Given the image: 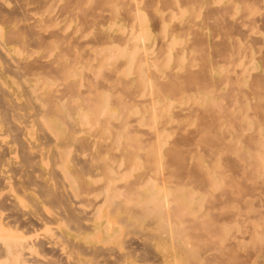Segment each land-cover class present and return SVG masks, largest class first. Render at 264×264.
I'll return each mask as SVG.
<instances>
[{
    "label": "bare ground",
    "instance_id": "1",
    "mask_svg": "<svg viewBox=\"0 0 264 264\" xmlns=\"http://www.w3.org/2000/svg\"><path fill=\"white\" fill-rule=\"evenodd\" d=\"M18 1H19V3L24 5V3H22V1H20V0H18ZM69 1H72V0H69ZM75 1H72V2L67 3V4L70 6L73 3L71 6L74 7V5H76L79 1H80L79 3H81V1H83V0H79V1L77 0L78 2H75ZM100 1H103V0H100ZM108 1H112V0H108ZM181 1H180V5H183L184 3H182ZM190 1L193 2V0H190ZM190 1H187V3L189 4ZM96 2H98V1H96ZM169 2H171V1H169ZM169 2L167 3V1H166V3L168 5H169ZM183 2H185V1H183ZM254 2H256V0ZM260 2H262V0ZM43 3H45V1ZM205 3H206L205 0H201L195 6L199 5V7H203V5ZM258 3H259V0H258ZM21 4H19V5L21 6ZM98 4L99 3H97V6H98ZM122 5H124V4H122ZM149 5H151V3ZM251 5H253L252 2H251ZM54 6H55V4H54ZM92 6L94 7V3ZM169 6L172 7L171 3ZM206 6H208V8H209L212 5H206ZM227 6H225V8ZM257 6H258V8H260L263 5L261 3V6H260V3H259ZM65 7H67V6H65ZM146 7H147V5H145V8ZM219 7L223 8V5L219 6ZM219 7H217V9H216V7L213 6L212 8H209L208 10H212L213 8H215L216 11L214 9L213 10L215 13H217L218 12L217 10L219 9ZM229 7H231V6H228L227 8H229ZM14 8H16V7H14ZM61 8H62V6H61ZM74 8L76 9V6ZM74 8L72 9V11L74 10ZM78 8H79V6H78ZM83 8H85V7H83ZM172 8L177 11V9L175 7H172ZM205 8L206 7H204V9ZM225 8H223V11ZM65 9H67V8H65ZM231 9H230V11H229V9H227L228 11L226 10V12L231 13ZM11 10L12 9H10V11L7 10L10 12V16H11V12L16 14V12L18 11L17 10L16 12H14L15 9H14V11H11ZM58 10H61V9L59 8ZM63 10H64V8H63ZM69 10H71V9H69ZM79 10H81V8L78 9V11H77L78 13L80 12ZM149 10L152 11V9H149ZM208 10H207V12H208ZM213 10L210 11L209 13H206V14L203 11V13H204L203 16H206L207 14H209L208 15L209 18H210V16H211V18L213 16V19L210 18L212 20V22L215 20V22H213V24L211 23V21L208 20V24L210 22V24H209L210 26H211V24L216 26V21H217V23L221 22L219 16L216 15L217 19L219 20L218 21V20H216V17L214 15H212V13H214ZM75 11L73 12V14L76 13ZM85 11H86V8L83 9L84 14L86 13ZM151 11L149 12L150 14H151ZM242 11H243V9H242ZM3 12H6L5 11V5L0 0V13L3 14V15H1V14L0 15L2 17L4 16ZM9 12H6V13H9ZM246 12H248V11L246 10ZM246 12H244V13H246ZM6 13H5V15H7ZM60 13H62V11H60ZM89 13H90L89 15H91L93 13H96V11L95 12H89ZM219 13H221V12H219ZM229 13H226V14L229 16ZM63 14L64 13H62V15ZM69 14H71V13H69ZM87 14H88V12H87ZM222 14L223 13H221V15ZM191 15L192 14H189L188 16H191ZM225 15H223V16H225ZM242 15H245V14H241V16H240L241 18L244 17ZM1 16H0V20H1ZM7 16H9V15H7ZM78 16H80L81 20L83 19L82 18L83 17L82 12L79 13ZM91 16L94 17V16H97V14L91 15ZM226 16L224 17L225 19L223 18L221 20L224 21L225 23H227L226 25H228V27L237 28L239 33H240V31L243 32L244 28L241 27L242 23L240 24V22L245 21V20L242 19L239 22V24H240L239 25L237 23V20L239 18L237 20H234L233 18L226 17ZM85 17H86V15H85ZM208 17H206V18H208ZM5 19L10 20L9 17L5 18ZM31 19H32V17H31ZM53 19H51V20H53ZM204 19H205V17H204ZM253 19H255V18L253 17ZM12 20L13 19H11V21ZM45 20L48 21V18ZM249 20H250V18H249ZM257 20H259L258 16H257ZM59 21L57 23H59ZM246 21L249 22L248 19ZM30 23H29V27L31 26ZM35 23L33 22L34 25H36ZM175 23H177V22H175ZM194 23L195 22L193 21V24ZM204 23L206 25V22H204ZM252 23H255V22H252ZM39 24H42V22L41 23L39 22L38 25ZM44 24H45V22H44ZM197 24H198V22H197ZM23 25L22 26L19 25L20 27H22V31H23V28H25V27H23ZM194 25H192V26H194ZM224 25L225 24H223V25L220 24V26L219 25L218 26L220 28H222V26H224ZM182 26H185V25L182 24ZM263 26L261 27L262 29H264ZM185 27H184V30H185ZM212 27H211V30L213 29ZM255 27H256V24H255ZM62 28L60 27V29H62ZM173 28H175V27H173ZM178 28H180V27H178ZM54 29H53V31H55ZM213 30H212V32H213ZM218 30H220V29L218 28ZM222 30H220V31L223 34L224 32ZM27 31L29 32V30H27ZM58 31H61V30H59V28H58ZM234 31H235V29H234ZM182 32H183V30L181 31L180 34H182ZM242 32L240 33V35H247L248 34V32H246V31H244V32H246V34L244 32L242 34ZM37 33H39V32H37ZM226 33H228V31ZM216 34L214 33L213 36ZM47 35L48 34H46V36ZM63 35L64 34H62V36ZM192 35L194 36V37L192 36V39H195L194 42L196 40L202 41L206 37V36H203L204 37L203 38L202 36H200L198 34V30H194V28H192ZM235 35H233V37ZM6 36H7V34H6ZM16 36H17V32L15 31V29L10 28L8 31V37L13 39V40H16L15 39ZM29 36H30V33H29ZM43 36L44 35L39 36L40 37L39 39L42 40ZM49 36H51V35H49ZM221 36L224 37V34ZM225 36H226V34H225ZM244 37H246V36H244ZM258 38H260V37H258ZM34 39L36 40V38H34ZM26 40H29V39L27 38ZM41 40H38V41L41 42ZM221 40H223V39H221ZM221 40H220V42H221ZM259 40H261V38ZM45 41H46V39H45ZM58 41H61V40H58ZM77 41H78V39H76L75 42H77ZM198 41H196V42H198ZM218 41L216 40V42H218ZM27 42H30V41H27ZM212 42L214 44V41H211L210 45L212 48L213 47L215 48V45H212ZM222 43H226L225 38L222 41ZM227 43H229V42H227ZM234 43H235V38H234ZM255 43H257V42H255ZM97 44H99V42ZM143 44L145 46V44H147V43L144 42ZM193 44H196V43H193ZM203 44H201L200 46L203 47ZM19 45H20V43H19ZM30 45H33V44L31 43ZM79 45H81V44H79ZM151 45H152V43H150L148 46H146V48L150 47ZM184 45H185V43H184ZM198 45H196L197 48H198ZM218 45L222 49V46H220V44H218ZM224 45H226V44H224ZM224 45H223V49L226 47V46L224 47ZM235 45H236V43H235ZM207 46H208V44H207ZM207 46H204L203 48L206 47L208 49ZM45 47H47V46H45ZM189 47L190 46H188V48ZM196 47L194 49H196ZM234 47H236V46H234ZM248 47H249V45H248ZM53 48H51V49H53ZM143 49H145V47H143ZM207 49H204L205 53L207 52ZM226 49L231 50V48L230 47L228 48V46L226 47ZM226 49H224V50L228 51ZM8 50H9V48L7 46H5L3 44V42L0 40V58L3 59V61H4L5 69L8 72H10L14 77H16V78L10 79L11 83L16 84L15 87H12V84H10L8 87L0 86V102H1L0 103V107H1V111H0V264H254V263L249 262L250 257L254 254L252 249H251L252 255L249 253H243L239 249H237V247L235 246L236 244H234L235 242L230 241V239L228 238V241H227L228 243L227 242L224 243V242H222V239H223V236L225 235L224 234V223H225L224 221L231 222V220H227L229 218H233V217L235 218V216H238L236 218H238V219L244 218L243 221L246 219L252 218V221H253V219H255V221L258 222V225L264 224V206H262L264 204L262 203V205H261L259 203V201L254 202V200H252V199H256L255 198L256 196L257 197L261 196L260 194L262 192H264V186H263L264 184L260 183L261 181H258V183L254 182L251 179L250 180L253 181L254 183L249 184L247 182V177L249 175V171H251V169H252V171H254V169H255L254 167H257L256 170L259 172L260 176H264V157L257 155L256 156L257 158L253 159V160H249V159L243 160L239 157L240 158L239 163H237V161H236V164H238L237 168L239 170H237V169L236 170L239 171L240 174L238 173V175H240V177H237L238 176L237 172L235 173L236 170H234L233 174H236L237 176H233L234 178H232V176H231L232 179L228 178L227 177L228 174L226 175V177L229 179L228 182L232 184V186L230 184L231 190L225 189V188L219 189L216 187H212V182L207 177L208 173L206 171H204V169L200 166V164H199L200 161L198 163L197 162L198 160L197 161L195 160L196 155L193 157V154L191 153L192 150L196 151V149H197V148H195L196 145L194 144L195 147H193L192 146L193 144L191 141L189 143L192 144L191 146L195 149L186 148L187 146H185V144L187 145L188 141L191 139L190 136H193L194 134L196 136V134H198L197 130H194L195 128H192L193 131L190 130L191 132H189V131H186L187 133L182 132V131L178 132L176 130L175 126H177V128H179V129L182 127H178V125L175 124L171 128H175L174 130H176L178 133L176 134L174 139L171 140L170 145L165 146L164 148H161V147L155 148L156 151H158V150L164 151V156L160 155V154H154L152 156H143L139 152H138L139 153V156H138L135 154H133V155L129 154L127 152L128 154L126 153L125 156L121 158L120 162L118 164H116V166H114V164L111 163V156H112V154H111V131H112V134L114 136V133H113L114 130L111 129V124L113 121L106 119L104 117L100 118L96 115V106H95L96 100L92 99V97L90 95H83L82 100L85 103V107L81 106L80 104H77L76 102H74L72 100H69L70 97L67 96V94L65 93V92H68V90L64 91V86L66 87L65 89H69V91H70L69 93L76 91L77 90L76 87H78L77 82L75 80H71L69 82H64L62 89L54 87V88H48V89H42V90H39L40 85L36 86L34 83H31L29 81L30 82L29 85L24 84V86H23L24 89L26 90V97H25V94H24V97L27 99V101L23 102V103L17 101L15 94L18 93L17 92L18 82H20V81L23 82L22 75L18 71V65L20 64L24 69H27L28 71L29 70H31V71L32 70H38V73H39V71L47 70L50 67V63H52L53 60H51L52 62H50L47 59L32 58L30 60L24 61V57H23V61L17 60L15 58H13V56L9 55ZM178 50L179 49H176V52ZM201 50H202V53H201V51H200V53H198V51H196L197 53H196L195 57L203 54V49H201ZM220 51L222 52V50H220ZM225 51H224V53H226ZM46 52L47 51H45V53ZM73 52H75V51L73 50ZM179 52L181 53L180 50H179ZM212 52L217 53L215 51V49H214V51H211V53ZM234 52H235V49H234ZM180 53H178V54H180ZM256 53H258V52H256ZM262 54H263V52H262ZM262 54H260V55H262ZM86 55H85V57H87ZM215 55H217V54H215ZM218 55H220V54L218 53ZM224 55L226 57V54H224ZM227 55L229 57V53H227ZM59 56H60V54H59ZM206 56H208V55H206ZM72 57L75 58L73 56V54H72ZM204 57H205V55H204ZM190 58L192 59V57H190ZM198 58H200V57H198ZM221 58H223V57H221ZM239 58H241V57H239ZM258 58H261V57H258ZM141 59H143V58H141ZM227 59H224L225 62L226 61L228 62ZM72 60L73 59L71 58V61ZM215 60H217V59H215ZM218 60H217V62H218ZM234 60H237V59L234 58ZM189 61H191V60H188V62ZM232 61H229V62L232 63ZM76 62L78 63V61H76ZM219 62H221V59L219 60ZM262 62H264V61H262ZM200 63H201V61H200ZM235 63L233 62L232 64H235ZM70 64L71 63H69V65ZM118 64H120V63H118ZM263 64L264 63H262V65ZM179 65H181L182 68L184 67V70L183 71L181 70L182 72L173 73L174 71H171L172 69H174L173 68L174 66H173L172 69H169V71L167 70V72H165L166 73L165 74L166 79L158 80V81L156 79V80H154V82H155L154 84L156 86H157V84H159L160 88L162 87L165 90L168 89V90H172V91H175L176 89H178V87H180L179 82H178L179 78L182 79V82H184V84H181V85H184V88H185V86L197 84L198 82H200V83L204 82V85L206 88L211 85V84H209L207 86L205 84V83H207V79L210 77L206 73L207 70L205 69L208 66L207 64H204L205 66L207 65L205 68L200 67L201 69L191 68V65L188 63L187 64L182 63ZM198 65H199V62H198ZM51 67H52V64H51ZM51 67H50V70L55 72L57 75H60V77H61V75L63 73V69H64L63 65L59 64V65H55L52 68ZM114 67H116V66H114ZM117 68L118 67H116V69ZM231 68H232V66H231ZM242 68H243V66H242ZM238 70H237V72H238ZM109 71L108 72L103 71L104 73L102 72V75L100 77L101 79H99V81L94 80L97 78H94L92 80L93 77H91L89 79V76H88V79H89V80L87 79L88 90L90 89V91H91L92 88H94L95 86H100V87L105 88V89L111 88V73H109ZM116 71H118V70H116ZM146 71H147V69H146ZM73 72H75V69L69 70V73H73ZM149 72L152 73L153 71L149 70ZM245 72L248 73L247 71H245ZM38 73H36V74H38ZM41 73H44V72H41ZM64 73H66V72L64 71ZM252 73H254V72H252ZM45 74H47L46 71H45ZM154 74H157V73L154 72ZM224 74H226V71ZM51 75H49V76H51ZM112 75H114V73ZM263 76H264V74H263ZM60 77L57 76L56 78H60ZM83 77H87V76L83 75ZM222 77H224V76H222ZM228 77H230L229 82L232 81V79H231L232 76L229 75ZM20 78H21V80H20ZM40 78H43L42 75H41V77L40 76H37V77L32 76L31 79L40 80ZM62 78H60V80H62ZM132 78H134V77L131 76L127 80L124 79L125 83L132 82L133 81ZM148 78H149V76H148ZM120 79L123 80V77L122 78L120 77ZM223 79H224V81H223ZM46 80L47 79L44 78V81H46ZM209 80H208V82H209ZM221 80L223 82H225L226 78H221ZM116 81H117V77H116ZM222 81L218 82V83L222 84ZM235 81L236 80H235V76H234V82ZM21 82H20V84H21ZM24 82H26V81H24ZM60 82L63 83L62 81H60ZM180 82H181V80H180ZM234 82L232 85L231 84L230 85L232 87L234 86V88H236L237 85H235L236 83L234 84ZM61 83H59V84H61ZM87 83L84 82V85L85 84L87 85ZM125 83L124 84L121 83V85L123 84V88H125V90H126L127 86L125 85ZM200 83L198 84V87H199ZM218 83L216 82L217 87L219 88ZM252 83H253L254 88H251V89H254L253 90L254 92L257 91V89H256L257 86L263 87V84H261L259 78L256 76L254 77ZM202 84L203 83H201V85ZM250 84H251V82H250ZM201 85H200V88L202 89ZM89 86L92 88H89ZM195 86H197V85H195ZM231 86H229V87H231ZM193 87H194V85L192 86V88ZM205 87H204V89H205ZM116 88H117V86H116ZM116 88L115 87H114V89L111 88L113 91L112 93L115 94L114 90ZM162 88H161V91L164 90ZM200 88H198V89L200 90ZM179 89H178L176 94L180 93ZM239 89H241V87ZM243 89H245V88H243ZM249 89L248 90L246 89L248 91V93H249ZM263 89L264 88H261L258 90H263ZM86 90H87V88H86ZM120 90H122L123 92L125 91L122 88ZM131 90L133 91V89H129V91H131ZM168 90H166V91H168ZM181 90H182V87H181ZM189 90H191V89H189ZM238 90L236 92H238V94L240 92V96H241V91H238ZM87 91H86V93H87ZM129 91L128 90L126 91L127 94H132V95L134 94L133 92L128 93ZM184 91H185V89H184ZM96 92L97 91L95 90L94 91L95 96H97L99 94V92H98L96 95ZM119 92L121 93V91H119ZM137 92H138V90L136 91V93ZM186 92L188 95L189 94L188 90ZM250 92H252V91H250ZM261 92L262 91H260V95L262 94ZM82 93H84V91H82ZM163 93H165V91ZM171 93L169 92V94H171ZM215 93H217V92H215ZM228 93L224 92L222 94H225V97H227ZM230 93H232V92H230ZM230 93H229V96L232 97L231 96L232 94L230 95ZM248 93L246 92V94H248ZM64 94H66L67 98L69 97V99H68L69 101L67 100V98H66L67 101H64V99H65L63 97ZM72 94H69V95L72 96ZM124 94H125V92H124ZM212 94H213V92H212ZM219 94H220V92L218 93V96H219ZM74 95H76V94H74ZM138 95H139V93H138ZM111 96H112V94H111ZM127 96H129V95H127ZM160 96H161V94H160ZM131 97L133 98V96H131ZM131 97L129 99H132ZM175 97L177 98V96H175ZM115 98H113V99H115ZM118 98L121 99L120 104H122V102L124 101V98H121L120 95L118 96ZM96 99L98 102L97 97H96ZM149 99L147 98L146 101ZM233 99H234L233 97H232V99L230 98V100H233ZM143 100L145 101V99H143ZM234 100H237V99H234ZM114 101L115 100H113L112 102H114ZM138 101H140V99ZM141 101H142V99H141ZM201 101H203V100H201ZM217 101L219 103L218 99H217ZM217 101L213 102L214 104L212 105V109H213V107L216 109L215 106L217 104L215 105V103ZM239 101H241V99ZM244 101L245 100H243V102ZM128 102H129L128 100H126V102L124 101L123 105L126 106L128 104ZM147 102L150 103L149 101H147ZM226 102H228V101H226ZM255 102H257V101H255ZM116 103L118 104L119 101ZM116 103L114 102L113 104H116ZM231 103H232V101H231ZM259 103H261V102H259ZM259 103L257 106L258 112H256V114L260 113L261 117H262L264 115V113H263L264 112V108H263L264 104L262 107L261 104L259 105ZM190 104H192V103H190ZM227 104L229 105L230 101ZM251 104L253 106V103H251ZM251 104H250V107H251ZM152 105H153V103H152ZM221 105H219V106H221ZM254 105L256 106L257 103H255ZM118 106H119V104H118ZM219 106L217 105L218 108H219ZM224 106H226V103ZM224 106H221V108H223L224 110L220 109V111H226L225 109L229 108V107H224ZM126 107H128V105ZM188 107H189V105H188ZM188 107H187V109H188ZM194 107L197 108V106H195V105H194ZM191 108H192V105H191ZM210 108H207V109H209V111L207 109H205L204 112L202 111V113L200 114L201 120L207 119L206 120V122H207L209 119H211L210 117L213 115V113L211 115V113H209V112H212L215 109L210 111ZM218 108H217V110H218ZM235 108H234V110H235ZM199 109H201V107L199 108V106H198V108H197L198 112H200ZM253 109L254 108L251 107V110H253ZM121 110H120V112H122ZM179 110H175L176 113L179 112L178 113L179 116L180 115L186 116L188 114L190 115V113H189L190 108H189L187 113L185 112L186 115L184 113H183L184 115L182 113L180 114ZM84 111H85V114H84ZM220 111L218 110L219 113H220ZM193 112H196V110ZM206 112H208V113H206ZM173 113H174V110H173ZM176 113L174 115H177ZM226 113L225 114L227 115V117L231 116V115H229L230 113H228L227 111H226ZM208 114L211 116L208 117ZM251 114H252V111H251ZM251 114H249V116ZM193 115H195V114L192 113V115L189 117H192ZM224 115H223V117H224ZM179 116L177 117V119H179L181 117V116L180 117ZM235 116H238V115H235ZM147 117H149V115ZM239 117H240V115H239ZM250 117H252V115ZM131 118H128L130 120L126 119L123 122L121 120L119 122V124H116V127L118 126L120 128L117 131L118 134L137 132L138 128L136 126V123L135 122L132 123V120L137 121L140 119V117L135 116L132 119ZM214 118H215V116H214ZM216 118H218V117H216ZM216 118H215V121H217ZM262 118H264V116ZM212 119H213V117H212ZM233 119H234V117H232V120ZM165 120H167L166 117H165V119H163L161 121L160 124L162 125L164 123L163 121H165ZM228 120H231V117H230V119L228 118ZM234 120L240 121V118L234 119ZM197 121H198V119H197ZM212 121H210L208 123H205V121H204L205 126L206 127L213 126ZM261 121H263L262 122V124H263L264 119ZM255 122H256V120H255ZM197 123H196V126L199 125ZM218 124L219 123L216 122L215 125L217 126ZM226 124H228V122ZM235 124L236 123L234 122V125ZM242 124H245V123H242ZM161 125L159 126V128L161 127ZM182 125L184 126L185 123ZM234 125H233V127H234ZM113 126H115V125H113ZM237 126H239V124ZM244 127L245 126H243V128ZM166 128H168V127H166ZM208 129H210V128H208ZM214 129H215L214 131L217 130L216 128H214ZM238 129L239 130L236 132H238V134H239V132L241 130L239 127H238ZM255 129H256V127H255ZM181 130H183V129H181ZM235 130H237V129L235 128ZM199 131H200V129H199ZM210 131H211V129H210ZM210 131L207 130L206 133L203 131L205 134H203L202 137L200 134V137L203 139L202 142L207 141V142L218 143L216 145H219L220 142H223V144L226 145L225 144L226 142L224 140L221 139V141L219 142V139L215 136V134L213 136V134ZM231 132H232V130H231ZM259 133H261V132H259ZM144 134H146L145 137H147V136L155 137V135H153L154 133L147 135V132L146 133L144 132ZM216 134L219 135V133L217 131H216ZM247 134H251V133H247ZM228 135L229 134H227L226 136H223L224 139ZM235 135H237V134H235ZM198 136H199V134L197 135V137ZM246 136L247 135L245 134V137ZM145 137H144L145 141L143 138L142 139H143V142L146 143L147 139ZM197 137H195V138L197 139ZM193 138H194V136H193ZM233 138H235V136ZM255 138H257V135L254 137V139ZM241 139H242V137H241ZM258 139H256V140H258ZM191 140L194 141L195 139H191ZM133 141H130L132 143H130V142H126V143L134 145L135 142H133ZM137 141H138V139H137ZM248 141H250V140H248ZM143 142L141 140V144ZM207 142H206L207 145L213 144V143H207ZM253 142L255 143V140L252 141V143ZM148 143H150L149 140L147 142V145H149ZM153 143H154V141H153ZM196 143H198V142H196ZM252 143H251V141L248 142V147H250V145ZM142 145L144 147V144H142ZM207 145H206V147H204V149H205L204 150L203 146L201 144L200 147L202 146V149L200 148V150H203V152L209 150L208 148H210V147L208 146V148H207ZM253 145L255 146V144H253ZM253 145L250 148L253 149V147H254ZM134 146L136 147V145H134ZM221 146L220 147L218 146L219 149L220 148L222 149ZM257 146L258 145H256V148H257ZM121 147H123V145H121ZM214 147L216 149L217 146H214ZM226 147L228 149L230 147V145H227ZM231 147L229 149L232 150ZM224 148H225V146H224ZM126 149H127V151L132 152V150L130 148H129L130 150L127 147H126ZM259 149L264 150V148L262 149V147H259ZM121 150H122V148H121ZM210 150H212V149H210ZM216 152H217V149H216L214 154L211 153L213 155V156H211V158L212 157L213 158L212 159L210 158L212 161L215 160L214 155L216 154ZM228 152H230V150H228L226 153H228ZM116 154H118V153L116 152L114 155L117 156ZM123 154H124V152H123ZM195 154H197V151L195 152ZM244 154L242 153V155H244ZM206 155L210 157L209 153L204 154L203 157ZM253 155H254V153H253ZM223 158H224V156H223ZM226 158H227V162L233 167L234 161L232 162L229 159L230 158L229 153L225 157V159ZM235 158L236 159H234V160L239 159L238 156H235ZM242 158H245V155ZM224 160H222V161H224ZM208 161L211 162L210 160H208ZM222 161H221V163H222ZM227 162H225V163H227ZM236 164H235V166H236ZM209 165H210V163H209ZM220 167H224L223 164ZM220 167H219V170H220ZM229 167H227V168H229ZM249 167H253V168H249ZM223 169H225V168H221L222 171H223ZM230 169L226 170L225 172H228ZM231 171H233V169ZM217 172L219 173L220 171L217 170ZM225 172L223 173V175L225 174ZM254 173L255 172H253V174ZM229 174H231V173H229ZM219 175H222V173H219ZM228 176H230V175H228ZM235 177H236V179H235ZM220 178L225 179V176L220 177ZM227 178L225 180H227ZM225 180H224V183H225ZM226 184H225V186H227ZM227 187H229V186H227ZM232 187H234L235 189L234 188L232 189ZM112 194L115 197L114 198V205H113L114 207L112 209L116 208V211H121L123 213V217L120 216L116 220H111V214H113V212H114V210L112 211V209H111V195ZM228 201H231V203L236 202L235 203L236 207H237V204H239V206H241L240 208L237 207V209L238 208L240 209L239 210L240 212H238V214H237V212H233V211L227 212V209L226 210L224 209V208H227L228 205L229 206L231 205V204H227V207H226V202H228ZM231 210L232 209H230L229 211H231ZM245 210H246V212H245ZM248 211H254L255 214L252 213L253 215H251V214L249 215V214H247ZM152 214L159 218L160 223H158V224L161 227H166L168 230L175 228V231H176L175 237L164 236L162 234L165 238H167L168 243H169L168 246L166 247V249H164L163 254L161 253L160 250H158V246L160 245L159 242H163L164 239L157 237L156 234L152 235L149 233L151 238H152V236H154L155 238L157 237L155 239L156 240L155 243H152L150 240L151 239L150 236H148L149 234L144 235V233H142L141 222L144 220V218L146 216H150ZM150 219H152V218H150ZM148 222H150V221H148ZM152 224L150 223V226ZM245 224H246V222H245ZM128 227H131V231L124 229V228H128ZM261 227H263V226H261ZM246 229H248V231H249L248 226L246 227ZM255 230L257 232H261V233L264 232V231H262L263 229H259V228H256ZM250 231L247 233L251 234ZM145 236L146 237L148 236V238H150L149 239L150 241ZM237 236H238V238H242V237H239V235H237ZM234 237H235V235H234ZM245 237L249 238V237L244 235L243 239ZM235 238H237V237H235ZM111 243H114L118 246H121L122 251H118L116 253L112 252L113 256H111V254H112L111 250L115 249L114 247H113L114 249L113 248L111 249ZM250 247L251 246H249V249H250ZM256 249L257 250L254 249L255 253H256V251H257V253H258V251H261L262 254H264V246L263 245L258 246Z\"/></svg>",
    "mask_w": 264,
    "mask_h": 264
},
{
    "label": "rangeland",
    "instance_id": "2",
    "mask_svg": "<svg viewBox=\"0 0 264 264\" xmlns=\"http://www.w3.org/2000/svg\"><path fill=\"white\" fill-rule=\"evenodd\" d=\"M1 1L5 5V11L6 12H9L10 9H12L11 11H14V9H15L14 12H16L18 10L16 12V14L11 12V16H10V12L9 13L3 12L4 13L3 17L1 16L3 14L0 13L1 14L0 15L1 16L0 40L3 42V44L5 46H7L9 48V50H8L9 55L13 56V58H15L17 60H22V61H23V57H24V61L30 60L32 58L47 59L50 62H52L51 60H53V62L50 63V67H51V64H52V67H54L55 65H59V64L63 65V67H64L63 73L60 77V75H57L55 72L50 70V67L47 70H45L47 74L49 73L47 75V74H45V71H39V73H38V70H32V71L29 70L28 71L27 69H24L19 64L18 65V71L22 75L23 82L20 81L21 84H20V82H18V89H17L18 93L15 94L17 101H19L21 103L27 101V99L25 98L26 97V90L23 87L24 84L29 85L31 82V83H34L36 86L40 85L39 90L54 88V87L62 89L64 82H69L71 80H75L78 84V87H76V89H77L76 91L72 92L73 94L69 93L70 92L69 89H65L66 87L64 86V91L68 90V92H65V93L67 94V96L70 97V99H69V97L67 98L66 94H64V96H63L65 98L64 101H67L69 99V100H72V101L76 102L77 104H80L81 106L85 107V103L82 100V96L83 95H90L92 97V99L96 100L95 101L96 115L100 118L104 117V118L109 119V120L114 122V123L112 122V124H111V129L114 130V132H113L114 136H113L112 131H111V154H112L111 163H113L114 166H116V164H118L120 162L121 158L124 157L127 152L129 154H132V155L135 154L138 156H139V153H141V155H143V156H152L154 154H160V155L164 156V151H162V150L156 151L155 148H157V147L164 148L165 146L170 145L171 140L174 139V137L176 136V134L179 131L191 132V131H193L192 128H195L194 130H197L199 136L197 137L198 134H196V136L194 134L193 135L194 138H193V136H190L191 139H195V140L193 141L190 139L188 141V144L187 145L185 144V146H187L186 148H193V147H195L194 144L196 145L195 148H197L196 151H197L198 155L195 154V152H196L195 150H192L191 153L193 154V157L196 155L195 156L196 159L195 158L194 159L196 161L198 160L197 161L198 163L200 161V163H199L200 166L204 169V171H206L208 173L207 177L211 180L212 187H216L219 189L225 188V189L231 190L230 188H231L232 184L228 182V180H229L228 178H231V176H232V178H234L233 176H237L239 173V171H237L239 169L237 168L238 164H236V161H237V163H239L240 158L243 160L244 159L245 160H247V159L253 160V159L257 158L256 157L257 155L264 157V150L259 149V147H262V149L264 148V139H263L264 138V134H263L264 133V123L262 124L263 121H261L264 119V118H262L264 115L262 114L263 116L261 117L260 113L256 114V112H258L257 111L258 103L261 102V103H259V105L261 104L262 107L264 104V94H263L264 89L258 90V89L264 88V76H263L264 64L262 65V63H264V62H262V61H264V58H263L264 57V55H263L264 54V48H263L264 47V29L261 28L264 25V18H263L264 17V0H262V2H260L261 0H259L260 6H261V3L263 5L260 7L261 9L258 8V6H257L259 4L258 0H256L257 3L254 2L255 0H250V1L249 0H205L206 3L203 5V7H199V5L195 6L201 0H193V2L190 0H182V1L181 0H160L161 2L159 0H139V1L138 0H112V1H108V0L107 1L106 0H103V1L85 0L84 1L83 0V1H81V3H79L80 2L79 0H78L79 2L77 0L76 1L72 0V1L78 2L77 4L74 2L76 4V5H74V7L76 6V9L73 6H71L73 3L70 5L71 7L67 4V3L72 2L69 0H57V1L56 0H54V1L53 0H47V1L46 0H41V1L40 0H20V1H22V3H24V5L19 3L18 0H14V1L13 0H1ZM44 1H45V3H43ZM96 1H98V2H96ZM166 1H167V3L169 1H171V2H169V5L171 3V6L175 7L177 9V11L175 9H173L172 7H170L166 3ZM180 1L184 4L180 5ZM183 1H185V2H183ZM187 1H190V3L188 4ZM149 2L151 3V5H149L150 4ZM251 2L254 6L251 5ZM53 3L55 4V6ZM93 3H94V7L92 6ZM97 3H99L101 5L100 6L98 4V6L100 8L97 6ZM19 4H21V6ZM122 4H124V5H122ZM60 5L62 6V8ZM145 5H147V7H146L147 9L145 8ZM206 5H212L209 8H212L213 6H215L216 9H217V7L222 6V5H223V8H225V6H227V5L231 6V7L227 8L228 7L227 6L224 9V11H223V8L219 7V9L217 10L218 11L217 13L214 12V10L216 11L215 8H213L214 10L212 9L213 12L215 13V14L212 13V15H214L215 17H216V15L219 16L220 21H221L220 23H217V21H216V26H215V25H212L213 22H215V20L213 22L211 20V19H213V16H212V18L210 16L211 19L208 17L209 14H207L206 16H203L204 13L206 14V13H209L210 11H212V10H208L209 8ZM65 6H67V7H65ZM78 6H79V8H81V10H79L80 11L79 13L82 12V15H83L82 20H81L80 16H78L79 15V13L77 12L79 9ZM14 7H16V8H14ZM83 7L86 8L85 14L83 12V9H85V8H83ZM204 7H206V8L204 9ZM59 8L61 10H58ZM63 8H64V10H63ZM65 8H67V9H65ZM73 8H74V10L72 11ZM69 9H71V10H69ZM149 9H152V11ZM227 9H229V11L231 9L232 14L229 12H226ZM242 9H243V11H242ZM7 10H9V11H7ZM207 10H208V12H207ZM246 10L248 12H246ZM60 11H62V13H64V14L62 15V13H60ZM74 11L76 13L73 14ZM95 11H96V13H93L91 15L97 14V16L93 17V16L89 15L90 14L89 12H95ZM150 11H151V14L149 13ZM203 11H204V13H203ZM68 12L71 14H69ZM87 12H88V14H87ZM219 12H221L223 14L221 15V13H219ZM244 12H246L247 14ZM5 13L9 16L5 15ZM226 13H229V16ZM189 14H192V15L188 16ZM241 14H245V15H242V16H244L243 18L240 17ZM85 15H86V17H85ZM223 15H225L226 17H231L234 20H237L239 18L237 20L238 24L242 19L245 21L248 19V21L250 23L247 21L246 22L241 21L240 24L242 23L241 27L244 28L243 32L246 31V32H248L249 35L250 34L251 35L250 36L248 34L247 35H240V33L242 31H240V33H239L237 28L228 27V25H226L227 23H225L224 21L221 20L225 17ZM252 16L255 19H253ZM257 16H258L259 20H257ZM8 17L10 20L5 19ZM31 17H32V19H31ZM204 17H205V19H204ZM206 17H208L209 19ZM47 18H48V21L45 20ZM249 18H250V20H249ZM11 19H13V20L11 21ZM51 19H53V20H51ZM208 20L211 21V23H212L211 26L209 25L210 22L208 24ZM216 20H218L217 17H216ZM58 21H59V23H57ZM193 21L196 23V24L194 23L195 25L193 24ZM33 22L34 23L36 22L35 24L37 26L34 25ZM37 22L38 23L42 22V24L38 25ZM44 22H45V24H44ZM175 22H177V23H175ZM197 22H198V24L199 23L200 24L198 25ZM204 22H206V25ZM252 22H255V23H252ZM29 23L31 25L30 27H29ZM182 24L185 25L186 27L182 26ZM220 24H222V25L225 24V25L222 26V28H220L219 27ZM255 24H256V27H255ZM19 25L20 26L23 25V27H25V28H23V31H22V27H20ZM192 25H194V26H192ZM248 25L249 26L251 25V26L249 27ZM177 26L180 28H178ZM60 27L61 28L63 27V28L60 29ZM173 27H175V28H173ZM184 27H185V30H184ZM211 27L213 29L216 27L214 30L212 29L213 32L211 30ZM217 27L220 30L223 29L222 31L224 32L223 33L224 37L221 36L223 34L220 30H218ZM10 28H14L15 31L17 32V36L15 38L16 40H13V39L8 37V31ZM58 28L61 31H58ZM192 28H194V30H198V34L200 36H202V37L206 36L204 39L205 41L204 40H202V41L196 40L198 42H196V41L194 42L195 39H192V36H193L192 35ZM53 29L55 31H53ZM181 29L183 30L182 34H180L182 31ZM234 29H235V31H234ZM27 30H29V32ZM227 31H228V33H226ZM37 32H39V33H37ZM243 32H242V34H243ZM246 32H244V33L246 34ZM29 33H30V36H29ZM61 33L64 35L62 36ZM214 33L215 34L217 33L216 35H214L215 37L213 36ZM6 34H7V36H6ZM46 34H48V35L46 36ZM225 34H226V36H225ZM42 35H44V36L41 40V39H39L40 38L39 36H42ZM49 35H51V36H49ZM233 35H235V36L233 37ZM244 36H246V37H244ZM258 37H260L261 40H259L260 38H258ZM27 38L29 40H26ZM34 38H36V40ZM224 38H225L226 43H222ZM234 38H235L236 45L234 43ZM45 39H46V41H45ZM76 39H78L77 42H75ZM219 39L220 40L223 39V40H221V42H220ZM257 39L260 42L262 41L263 43L262 42L260 43ZM38 40H41V42ZM58 40H61V41H58ZM216 40L217 41L219 40V41L216 42ZM27 41H30L33 45H30L31 43L27 42ZM211 41H214V44L212 42V45H215V48L211 47V45H210ZM18 42L20 43V45ZM98 42H99V44H97ZM144 42L147 43V44H145V46L143 44ZM227 42H229V43H227ZM255 42H257V43H255ZM150 43H152V45L150 47L146 48V46H148ZM184 43H185V45H184ZM193 43H196V44H193ZM79 44H81L83 47ZM201 44H203V47L207 46V44H208V46H207L208 49L206 47L203 48L202 46H200ZM218 44H220V46H222V49H221V47H219ZM224 44H226V45H224ZM44 45L47 47H45ZM196 45H198V48L196 47ZM223 45H224V47L225 46L226 47L228 46V48L230 47L231 50L230 49L228 50L225 47L224 49L228 50V51H225L223 49ZM248 45H249V47H248ZM188 46H190V47L188 48ZM234 46H236L237 48ZM143 47H145V49H143ZM195 47L197 50L194 49ZM51 48H53V49H51ZM218 48L220 50H222L223 53ZM176 49H179L181 51V53L178 50L177 52L180 53V54H178L176 52ZM201 49H203V54L195 57V55L197 53L196 51H198V53H200V51H201V53H202ZM204 49H207V52H206L207 54L204 52L205 51ZM214 49L217 53L212 52L213 53L212 54L211 51H214ZM234 49H235V52H234ZM73 50L75 52H73ZM45 51H47V52L45 53ZM224 51L226 53H224ZM256 52H258V53H256ZM262 52H263V54H262ZM218 53L220 55H218ZM227 53H229V57H228ZM59 54L61 57L59 56ZM72 54L75 58L72 57ZM215 54H217V55H215ZM224 54H226V57ZM260 54H262V55H260ZM85 55L87 57H85ZM204 55H205V57H204ZM206 55H208L209 57ZM220 56L223 57L224 59L228 58L227 59L228 62L227 61L225 62V60L223 58H221ZM190 57H192V59ZM198 57H200V58H198ZM239 57H241V58H239ZM258 57H261V58H258ZM71 58L73 59L72 61H71ZM141 58H143V59H141ZM234 58L237 60H234ZM213 59L214 60L215 59H217V60L221 59V62H219V60H218V62H217V60L214 61ZM188 60H191V61L188 62ZM76 61H78V63ZM200 61H201V63H200ZM229 61H232V63L233 62L234 63L236 62V63L232 64ZM198 62H199L200 66L198 65ZM69 63H71V64L69 65ZM118 63H120V64H118ZM182 63H184V64L188 63L191 65V68H194V69H201L200 67L205 68L208 65L205 69L207 70L206 73L210 77L207 79V83H205V84L207 86L209 84H211V85L206 88L204 85V82H201V83H203L202 85L200 82H198L197 84H193L194 85L193 88H192L193 85L185 86V88H184V85H181V84H184V82H182V79L179 78L178 79L179 80L178 81L179 86H180V87H178V89L180 88L179 94H176L178 89H176L175 91L166 89V90H168V91H166L164 88L161 87L162 89H164L162 91L163 92L165 91V93H163L161 91V88L159 87V84H157L158 83L157 81L166 79V76H165L166 73L165 72H167V70L169 71V69H172L173 66H174L173 67L174 69L171 70V71H174L173 73L182 72L184 70V67L182 68V66L179 65ZM204 64H207V65L205 66ZM114 66H116L118 68L116 69V67H114ZM231 66H232V68H231ZM242 66H243V68H242ZM71 69H75V72L69 73V70H71ZM146 69H147V71H146ZM116 70H118V71H116ZM149 70L153 71L152 72L153 74L151 72H149ZM237 70H238V72H237ZM64 71L66 73H64ZM103 71L104 72L109 71V73H111V88L114 89V87L116 88V86H117V88H116L117 90L116 89L114 90L115 94L112 93L113 91L111 88L105 89V88H102L100 86H95L94 87L95 89L89 86V88H92L93 91L91 90L92 91L91 92L90 89L88 90V83H87L88 76H89V79L91 77H93L92 80L94 78H97L94 80L99 81V79H101L100 77H101ZM225 71H226V74H224ZM245 71H247L248 73H246ZM41 72H44V73H41ZM154 72L157 74H154ZM252 72H254V73H252ZM36 73H38V74H36ZM113 73H114V75H112ZM41 75L43 78H40V80L31 79L32 76L33 77H37V76L41 77ZM49 75H51V76H49ZM83 75H85L87 77H83ZM229 75L232 76V78H231L232 81H230L231 83L229 82V79H230V77H228ZM55 76L56 77L59 76L60 78H62V77L63 78H62V80H60V78H56ZM131 76L134 77V78H132L133 81L130 83H125L124 79L127 80ZM148 76H149V78H148ZM222 76H224V77H222ZM234 76H235V80H236L235 82H234ZM255 76L258 77L261 84H263V87L262 86L256 87V89H257V91L255 90L256 92L253 91L254 89H251V88H254L252 81H253ZM116 77H117V81H116ZM120 77L121 78L123 77V80L120 79ZM11 78H16V77H14L10 72H8L5 69L4 61H3V59L0 58V86L8 87L10 84H12V87H15L16 84L10 82ZM44 78H46L47 80L44 81ZM221 78H226L225 82H223L224 79L222 81ZM156 79H157V81H156L157 86L154 84L155 83L154 80H156ZM20 80H21V78H20ZM180 80H181V82H180ZM208 80L210 83L208 82ZM24 81H26V82H24ZM60 81H62L63 83H61ZM221 81H222V84L218 83ZM84 82L87 83V85L85 84L87 87L84 85ZM216 82L218 83L219 88L217 87ZM233 82H234V84L236 83L235 84V85H237V87L235 86L236 88H234V86L233 87L231 86L233 84ZM250 82H251V84H250ZM59 83H61V84H59ZM121 83H123V84L125 83V85L127 86L126 90H125V88H123V84L121 85ZM199 83H200L202 89L200 88V85L198 87ZM195 85H197V86H195ZM229 86H231L232 88ZM181 87H182V90H181ZM204 87H205V89H204ZM240 87H241V89H239ZM242 87L245 89H243ZM86 88L88 91L86 90ZM121 88L123 90H125L124 91L125 94L122 90H120ZM128 88L133 89V91L132 90L129 91ZM198 88H200V90ZM228 88L229 89L231 88V89L229 90ZM184 89H185V91H184ZM189 89H191L192 91ZM246 89L247 90L249 89V93ZM95 90L97 91L96 95L99 92V94L97 96L94 95ZM118 90L121 91V93ZM127 90L129 91L128 93L133 92L134 94L133 95L127 94V92H126ZM135 90L136 91L138 90V92L136 93ZM187 90L189 92L188 95L186 92ZM228 90L232 93H230ZM237 90L241 91V96H240V92H239V94H238V92H236ZM82 91H84V93H82ZM86 91H87V93H86ZM227 91L230 93V95L232 94L231 96L234 99H237L238 101L241 99V101L238 102L237 100H234V99L230 100V98L232 99V97L229 96V93ZM250 91H252V92H250ZM260 91H262L261 92L262 96L260 95ZM169 92L170 93L172 92V93L169 94ZM212 92L214 95L212 94ZM215 92H217V93H215ZM219 92H220V94L218 96ZM224 92L228 93L227 97H225V94H222ZM246 92L250 96L248 94H246ZM138 93H139V95H138ZM24 94H25V97H24ZM69 94H72V96ZM74 94H76V95H74ZM111 94H112V96H111ZM126 94L129 95L130 97L133 96V98L131 97L132 99H129L130 97L127 96ZM160 94H161V96H160ZM119 95L121 96V98H124L125 102H126V100L129 101L128 104L126 103L128 105V107H126L127 105L126 106L123 105L124 101L122 102V104H120L121 99H119L120 97L118 98ZM175 96H177V98ZM96 97L98 98V102H97ZM146 97L148 99L150 98L149 100H147L150 103H148L146 101V99H147ZM66 98H67V100H66ZM113 98H115V99H113ZM139 99H140V101H138ZM141 99H142V101H141ZM143 99H145V101ZM217 99L219 100V103H218ZM113 100H115L114 101L115 103L119 101V103H118L119 106L117 103L113 104L114 103V102H112ZM201 100H203V101H201ZM225 100L228 102L230 101V104L228 105L227 104L228 102H226ZM243 100H245V101L243 102ZM215 101H217L215 103V105L217 104L218 106L221 104H222L221 106H224L226 103V106H224V107H229V108H226L225 110L228 113H230L229 115H231V116L228 115L229 117H227L226 111H220V109L224 110L223 108H221V106H219V108H218L216 105L215 106L216 109L214 107L212 109V105L214 104L213 102H215ZM231 101H232V103H231ZM255 101H257V102H255ZM152 103H153V105H152ZM190 103H192V104H190ZM251 103H253V106ZM255 103H257L256 106L254 105ZM250 104H251V107L254 108L253 110H251ZM188 105H189V107H188ZM191 105H192L193 109L191 108ZM194 105L197 106V108H198V106H199V108L201 107V109H199L200 112L197 111V108L194 107ZM187 107H188V109H187ZM189 108H190V110H189ZM207 108H210V111L214 110V109L215 110L212 112H209V113H211V115L213 113V115L211 116L208 114V117L211 116L210 117L211 119L208 118L209 120L206 122L207 119L201 120L200 114L202 113V111L204 112V110ZM217 108L220 111V113L222 112L221 114L218 112ZM234 108H235V110H234ZM120 110L122 112H120ZM173 110H174V113H173ZM175 110H179L180 114L184 113L185 115L189 110L190 111L189 112L190 115L188 114L189 116H191L193 113L198 118L195 115H193L192 117H189L188 115H186V116L180 115L181 116L180 117L178 114L179 112L176 113ZM192 110L193 111L196 110V112H193ZM207 110L209 111V109H207ZM0 111H1V107H0ZM251 111H252V114H251ZM175 113L177 115H174ZM206 113H208V112H206ZM84 114H85V111H84ZM249 114H251L253 118L250 117L251 115L249 116ZM148 115H149V117H147ZM223 115H224V117H223ZM235 115H238V116H235ZM239 115H240V117H239ZM135 116L140 117V119L137 121L132 120V123H134V122L136 123V126L138 128L137 132L118 134L117 131L120 128L118 126L116 127V124H119V122L121 120H122V122L125 121L126 119L130 120L128 118H131V117L133 118ZM178 116L180 117L179 119H177ZM214 116H215V118L218 117V118H216L217 121H215ZM165 117L167 120L163 121L164 123L162 122L163 124L161 125L160 123L163 119H165ZM212 117L214 120L212 119ZM230 117H231V120H228V118L230 119ZM232 117H234V119L240 118V121H237L234 119L232 120ZM197 119L199 122L197 121ZM255 120H256V122H255ZM204 121H205V123L212 121L213 126L206 127ZM216 122L219 123L217 126L215 125ZM227 122L229 125L226 124ZM234 122L236 124L238 123L239 126H237L238 124L234 125ZM181 123L182 124L185 123V125L183 126ZM196 123L199 125L196 126ZM242 123H245V124H242ZM175 124H177L178 127H182L179 129V128H177V126H175L176 130L178 132L176 130H174L175 128H171ZM113 125H115V126H113ZM160 125H161V127L159 128ZM233 125L237 130H235ZM243 126H245V127L243 128ZM166 127H168V128H166ZM238 127L241 130L239 132V134H238V132H236L239 130ZM255 127H256V129H255ZM208 128H210L211 131ZM214 128L217 129L216 131L219 133V135L216 134V131H214L215 130ZM181 129H183V130H181ZM199 129H200V131H199ZM207 130H209L213 134V136L215 134V136L219 139V142L221 141V139L224 140L226 142L225 143L226 145H224L223 142H220L219 145H216L218 143L207 142L206 140L205 141L207 143H213V144L207 145L206 142H202L203 139L201 137L203 134L206 133ZM231 130L233 133L231 132ZM144 132L145 133L147 132V135L154 133L153 135H155V137H153V136L145 137L146 134H144ZM259 132H261V133H259ZM234 133L237 135H235ZM247 133H251V134H247ZM200 134H201V137H200ZM227 134H229V135L227 137H225V139H224L223 136H226ZM245 134L247 135L246 137H245ZM255 134L257 135V138L254 139V137L256 136ZM234 136H235V138H233ZM144 137L147 139L146 143L143 142ZM195 137H197V139ZM241 137H242V139H241ZM137 139H138V141H137ZM140 139L142 140V142H143L142 144H144V147L141 144ZM256 139H258V140H256ZM148 140L150 141V143H148L149 145H147ZM248 140H250L251 143H252V141L255 140V143L253 142L250 145V147H251L253 144H255V146L253 145L255 148L253 147V149H252V148L248 147V142H250ZM130 141L135 142L136 144L134 143V145H136V147L132 144L126 143V142H130ZM144 141H145V139H144ZM153 141H154V143H153ZM191 141H192L193 145L189 143ZM196 142H198V143H196ZM130 143H132V142H130ZM201 144L203 146V149H204V147H206V145H207V148L209 146L210 147V148H208L209 150L204 151L205 152L204 153L203 150H200V148L202 149V146L200 147ZM121 145H123V147H121ZM227 145H230V147L232 146L231 148L233 151L231 149H229L230 147L227 149V147H226ZM256 145H258L257 148H256ZM125 146L128 149L130 148L132 150V152L127 151ZM214 146H217V147L221 146L222 149L220 148L221 149L220 150L219 147L218 148L216 147L217 152L214 155L215 160L212 161L211 159L213 157L211 158V156H213L212 154H214L216 151ZM224 146L226 149L224 148ZM121 148H122V150H121ZM195 148H193V149H195ZM210 149H212V150H210ZM226 150L227 151L230 150V152H231V153L230 152H228V153L230 156L229 159L232 162L234 161L233 167L227 162V158L225 159V157L228 155V153H226L227 152ZM116 152L118 153V154H116L117 156L114 155ZM123 152H124V154H123ZM252 152L254 153V155ZM203 153L204 154L209 153V155L211 153L212 154L210 155V157L207 156L208 154L203 157V155H204ZM223 153L224 154L226 153V154L224 155ZM242 153L243 154L245 153L244 154L245 158H242L244 156V155H242ZM222 155L224 156V158ZM235 156H238V158L239 157L240 158L237 160H234L237 158V157L235 158ZM208 160H210L211 162H209ZM222 160H224V161H222ZM221 161H222V163H221ZM225 162H227V163H225ZM209 163L211 166L209 165ZM222 164L224 167H220V166H222ZM235 164H236V166H235ZM219 167H220V170H219ZM227 167H229V168H227ZM221 168H225V169H223V171H222ZM249 168H253V167H249ZM254 168H255L254 171H252V169H251V171H249V175L247 177V182L249 184L250 183L252 184L254 182L258 183V181H261L260 183L264 184V176H260L259 172L256 170L257 167H254ZM228 169H230V170L228 172H225ZM232 169H233V171H231ZM217 170L220 171L219 173H222V175H219ZM234 170H236L235 173L237 172V175L233 174ZM224 172H225V174L223 175ZM253 172H255V173L253 174ZM229 173H231V174H229ZM227 174L230 176H228ZM226 175L228 178L226 177ZM219 176L220 177L225 176V179L227 178V180L220 178ZM237 177H240V175H238ZM235 179H236V177H235ZM250 179L253 180L254 182L251 181ZM224 180H225V183H224ZM225 184L229 187L225 186ZM230 184H231V186H230ZM233 188L234 187H232V189ZM262 193L260 194L261 196H259V197L256 196L255 197L256 199H252V200H254V202L259 201V203L261 205H262V203L264 204V192H262ZM114 198L115 197L112 194L111 195V209L114 207L113 206L114 205ZM228 202H226V207H227V204H231V205L230 206L228 205L229 208L227 207L224 209L225 210L227 209V212L233 211V212H237V214H238V212H240L239 208L241 206H239V204H237V207H239L237 209V207L235 206L236 202H233V201H232L233 203H231V201H228ZM262 206H264V205H262ZM230 209H232V210L229 211ZM113 210H114V212H113V214H111V220H116L120 216L123 217V213L121 211H116V208L112 209V211ZM245 212H246V210H245ZM252 213L255 214L254 211H248L247 212V214H249V215L250 214L253 215ZM236 217H238V216H235V218L233 217V218L227 219V220H231V222L224 221L225 222L224 223V234L225 235L223 236L222 242H224V243L227 242L228 238H229L230 241L235 242L234 243V244H236L235 246L241 252L249 253L252 255L251 251L253 250L255 255L253 254L250 257L249 262L254 263V264H264V256H263L264 254H262L261 251H258V253L256 251V253H255V250H257L256 248L258 246H262V245L264 246V232L263 233L257 232L255 229L259 228V229H263L262 231H264V224L258 225V222H256L255 219H253V221H252V218L246 219L247 221L246 220L243 221L244 218L238 219ZM150 218H152V219H150ZM148 221H150V222H148ZM245 222H246V224H245ZM150 223L151 224L153 223V224L150 226ZM158 223H160L159 218L152 214V215L146 216L144 218V220L141 222V224H142L141 227H142V233H144V235L145 234L148 235L149 233L152 235L156 234L157 237L164 239L163 242H159L160 245L158 246V250H160L161 253L163 254L164 249H166V247L169 244L167 238H165L164 236L175 237L176 231H175V228L168 230L166 227H161ZM247 226L249 228V231L251 230L250 231L251 234L247 233V232H249L248 229H246ZM261 226H263V227H261ZM124 229L131 231V227L124 228ZM150 234L148 236H150ZM241 234L243 236L245 235L249 238L245 237L247 240L245 238H244L245 239L244 240L243 236ZM234 235L237 238H235ZM237 235H239V237H242V238H238ZM148 236L147 237L145 236V237L149 240L151 238V236H150V238H148ZM156 238L154 236H152V238L150 239L151 242L155 243ZM249 246H251L252 248L250 247V249H249ZM112 248L114 250H111V253L112 252L116 253L118 251H122L121 246H118L114 243H111V249ZM111 256H113V253L111 254Z\"/></svg>",
    "mask_w": 264,
    "mask_h": 264
}]
</instances>
